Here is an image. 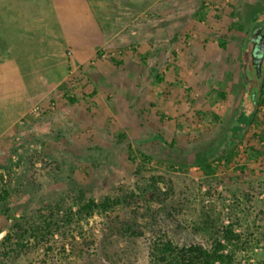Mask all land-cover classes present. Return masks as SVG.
<instances>
[{
    "label": "rangeland",
    "instance_id": "374dc122",
    "mask_svg": "<svg viewBox=\"0 0 264 264\" xmlns=\"http://www.w3.org/2000/svg\"><path fill=\"white\" fill-rule=\"evenodd\" d=\"M66 2L0 0V78L36 21L69 63L0 133V263L147 264L154 239L227 225L251 243L236 261L264 259V0Z\"/></svg>",
    "mask_w": 264,
    "mask_h": 264
},
{
    "label": "trees",
    "instance_id": "16d2710c",
    "mask_svg": "<svg viewBox=\"0 0 264 264\" xmlns=\"http://www.w3.org/2000/svg\"><path fill=\"white\" fill-rule=\"evenodd\" d=\"M54 34L43 21H36L12 29L8 35L12 47L20 53L21 62L20 71L9 76L0 87V133L30 107L33 97L48 90L65 75L69 63L62 42ZM254 55L258 57L256 52ZM44 76L48 82H44ZM245 102L252 108L256 106V101H249L247 96ZM5 198L6 191L5 194L0 191V201ZM118 202L109 197L100 203L91 199L80 209L90 214L98 207L107 209ZM221 235L216 236L209 246L180 244L171 238L154 239L150 243L151 255L147 264H264V259H251L245 263L236 261L235 250L246 251L251 243L248 244V239L243 238L233 225L225 226ZM55 256L59 258V255H37V264L54 261Z\"/></svg>",
    "mask_w": 264,
    "mask_h": 264
},
{
    "label": "crops",
    "instance_id": "0c3cea01",
    "mask_svg": "<svg viewBox=\"0 0 264 264\" xmlns=\"http://www.w3.org/2000/svg\"><path fill=\"white\" fill-rule=\"evenodd\" d=\"M75 2H76L77 5H78V6H77V10H76L75 13L80 14V13L83 11V10H82L83 7L86 6V7L88 8V10L90 11V13L93 14V16L96 18V15H95V13L91 10V7H90V8L88 7V4H89L88 0H75V1L72 2V3L74 4ZM66 3H68V4H69V3L72 4L70 0H67ZM72 9H73V8H72ZM72 9H70V11H71ZM75 9H76V8H75ZM75 9H74V10H75ZM71 12H72V11H71ZM68 18H69V19H73V18H72V15H71V17L69 16ZM95 18H94V19H95ZM71 28H72L71 25H69V29H71ZM65 31H66V28H65ZM67 33H68V32H67ZM67 33H66V34H67ZM72 36H74V35L72 34ZM74 38H75V37H74ZM68 41L71 42L72 40H71V41L68 40ZM73 42L75 43V44H74V47L76 48V51H78V52H84V51H85V52H89L90 54L92 53V52H91V51H92V46H91V47H88V48L80 47V43H79V41H76V40L73 39ZM84 48H85V49H84ZM5 80H6L5 78H0V86L5 82Z\"/></svg>",
    "mask_w": 264,
    "mask_h": 264
},
{
    "label": "water",
    "instance_id": "95a60500",
    "mask_svg": "<svg viewBox=\"0 0 264 264\" xmlns=\"http://www.w3.org/2000/svg\"><path fill=\"white\" fill-rule=\"evenodd\" d=\"M264 50V45L263 44H259L255 47V52L257 56H260V54L262 53V51Z\"/></svg>",
    "mask_w": 264,
    "mask_h": 264
},
{
    "label": "built area",
    "instance_id": "2783aa9c",
    "mask_svg": "<svg viewBox=\"0 0 264 264\" xmlns=\"http://www.w3.org/2000/svg\"><path fill=\"white\" fill-rule=\"evenodd\" d=\"M38 108H39V107H38V106H36V107H34V108H33V110L37 111V110H38Z\"/></svg>",
    "mask_w": 264,
    "mask_h": 264
},
{
    "label": "flooded vegetation",
    "instance_id": "af4514ba",
    "mask_svg": "<svg viewBox=\"0 0 264 264\" xmlns=\"http://www.w3.org/2000/svg\"><path fill=\"white\" fill-rule=\"evenodd\" d=\"M259 44H261V43H260V42H258V43H257V45H259ZM257 45H256V46H257Z\"/></svg>",
    "mask_w": 264,
    "mask_h": 264
}]
</instances>
